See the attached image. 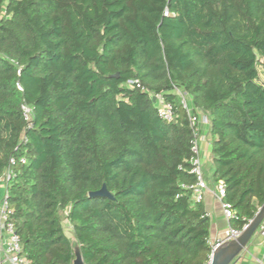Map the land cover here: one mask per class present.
<instances>
[{
  "label": "trees",
  "instance_id": "1",
  "mask_svg": "<svg viewBox=\"0 0 264 264\" xmlns=\"http://www.w3.org/2000/svg\"><path fill=\"white\" fill-rule=\"evenodd\" d=\"M263 74L264 0H0V198L21 255L207 264L192 143L208 136L241 231L264 204Z\"/></svg>",
  "mask_w": 264,
  "mask_h": 264
},
{
  "label": "built area",
  "instance_id": "2",
  "mask_svg": "<svg viewBox=\"0 0 264 264\" xmlns=\"http://www.w3.org/2000/svg\"><path fill=\"white\" fill-rule=\"evenodd\" d=\"M17 89L19 91H22V88L20 85H17ZM178 96L181 99V107L186 111L188 116H190L192 124L197 123L206 125L207 120L200 116L198 119L195 117H192L190 110L187 105V100L185 95L181 94L180 92H176ZM158 106H159V117L167 122H170L173 119V109L172 106L168 103H164L162 99L158 98ZM21 111L22 115L25 121L30 122L33 117V111L32 109L26 105H21ZM200 138H195L192 143V157L190 159L191 163V174L195 176V183L193 186L189 187L194 192V200L195 202L199 203L204 199V196L206 193L209 192V187L203 177V161L200 151V145H199ZM22 163L25 161L22 159ZM11 164L14 163L13 160L10 161ZM11 172H7L3 179H0V182H7L11 178ZM214 195L217 197V200L220 202L221 208H222V214L223 217L227 222L230 221L234 217V213L231 210V207L229 204L224 203L223 197L225 196V185L222 181L217 182L214 185ZM251 221V220H250ZM248 221L241 231L233 230L232 228L228 227L225 237L223 239H219L216 241H209L208 244L211 247L212 250L216 247L217 244L222 243L224 241H230L235 238H237L242 231H244L248 224L250 223ZM255 235L260 236L264 239V218L260 222ZM211 253L209 255L208 263H210ZM257 264H264V254L263 258L261 260H256ZM0 264H29L26 259L21 255V245L19 242V238L17 234L14 231L13 224L8 221L7 216V196L6 193H3L2 197L0 198Z\"/></svg>",
  "mask_w": 264,
  "mask_h": 264
},
{
  "label": "crops",
  "instance_id": "3",
  "mask_svg": "<svg viewBox=\"0 0 264 264\" xmlns=\"http://www.w3.org/2000/svg\"><path fill=\"white\" fill-rule=\"evenodd\" d=\"M209 145V144H208ZM210 147L208 152H202L204 170L209 174V192L205 194L203 204L205 211L210 216L211 229L210 240L216 241L223 239L229 227L228 222L222 214V208L217 197L214 195V183L211 179V165H210ZM264 254V239L258 235H254L251 239L247 249L241 254V257L235 264H257L256 260H261Z\"/></svg>",
  "mask_w": 264,
  "mask_h": 264
},
{
  "label": "water",
  "instance_id": "4",
  "mask_svg": "<svg viewBox=\"0 0 264 264\" xmlns=\"http://www.w3.org/2000/svg\"><path fill=\"white\" fill-rule=\"evenodd\" d=\"M156 101L155 98L152 99ZM111 198V195L106 191L105 187L96 193L90 194V197ZM264 218V204L257 211L253 219L248 224L247 228L235 239L224 241L216 245L211 252L209 264H235L241 257V254L247 249L251 239L256 233V230ZM75 259L72 264H84L79 250L75 248Z\"/></svg>",
  "mask_w": 264,
  "mask_h": 264
},
{
  "label": "rangeland",
  "instance_id": "5",
  "mask_svg": "<svg viewBox=\"0 0 264 264\" xmlns=\"http://www.w3.org/2000/svg\"><path fill=\"white\" fill-rule=\"evenodd\" d=\"M262 80L264 81V74L261 76ZM208 136L205 134V132L202 134V136H200V140H199V145H200V151L201 153L204 152H208L209 150V145H208ZM202 161H203V157H202ZM204 167V166H203ZM204 179L207 183H209V174L204 170ZM2 189V188H1ZM65 228V232L68 236H70V229L68 228V226H64Z\"/></svg>",
  "mask_w": 264,
  "mask_h": 264
}]
</instances>
